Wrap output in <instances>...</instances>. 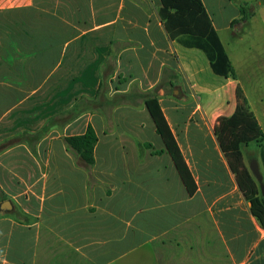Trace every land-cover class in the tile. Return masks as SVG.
I'll return each mask as SVG.
<instances>
[{
  "label": "crops",
  "instance_id": "obj_1",
  "mask_svg": "<svg viewBox=\"0 0 264 264\" xmlns=\"http://www.w3.org/2000/svg\"><path fill=\"white\" fill-rule=\"evenodd\" d=\"M202 2L235 72L211 86L191 83L209 62L169 38L160 0H0V264H264V229L218 140L236 116L264 133V98L251 107L233 54L250 41L261 93L264 57L249 53L263 48L264 6L233 28L234 0ZM136 92L158 101L107 103ZM88 125L90 184L64 142Z\"/></svg>",
  "mask_w": 264,
  "mask_h": 264
},
{
  "label": "trees",
  "instance_id": "obj_2",
  "mask_svg": "<svg viewBox=\"0 0 264 264\" xmlns=\"http://www.w3.org/2000/svg\"><path fill=\"white\" fill-rule=\"evenodd\" d=\"M234 3L240 11V17L232 23L233 28L238 23L248 22L254 15L258 4H264V0H257L255 3L246 0H234ZM160 4L158 16L171 40L185 48L200 50L206 56L214 75L226 79L235 78L231 61L202 0H160ZM134 98L142 99L144 102L158 101L154 93L136 92L115 96L107 103L120 105L129 103ZM82 113L83 110L80 109L79 104L69 112L68 119L72 120ZM236 118L228 119L225 122L223 136L219 135L218 137L219 146L228 161L231 172L236 176L239 189L250 205L252 215L264 229V196L259 183L247 169L243 157V152L251 144H255L259 148V152L250 160L260 157L264 168V133L253 120L238 119L237 116ZM49 128V125H46L40 132L28 135L29 139H35V142H39ZM29 139L27 138L26 141L31 144L30 141L32 140ZM19 140L16 138L11 142L14 143ZM64 142L67 151L76 163L84 167L89 173V184L94 183L92 168L95 165L94 151L98 137L92 125H88L84 134L66 137ZM32 151L36 153L34 149Z\"/></svg>",
  "mask_w": 264,
  "mask_h": 264
},
{
  "label": "rangeland",
  "instance_id": "obj_3",
  "mask_svg": "<svg viewBox=\"0 0 264 264\" xmlns=\"http://www.w3.org/2000/svg\"><path fill=\"white\" fill-rule=\"evenodd\" d=\"M263 6H264V4H263ZM263 15H264V12H263ZM260 20H262V18L258 17L257 21H260ZM249 46H252L250 44V41H248L247 44H244L243 46H238V48L236 50H234L233 54L237 55L236 58H235L236 61L238 59H240L242 61V65L241 66L244 69L238 67V74L240 75V80H243V82L245 84L246 94L248 95V100H249V103L251 104V107L256 105V104L260 107L262 104L259 102L260 98H258L257 95L260 94L262 96V98H264V74L263 73H258L257 74V78L259 80H262V83H261L262 91H261V93L252 91L251 88L253 87V84L250 82L251 81V76H249V73L253 70V66L251 64H249V62H243V60H242L244 55L247 54V51H245V48L246 47L249 48ZM261 46L263 47L261 49V51H259V47H257L256 49H253L252 52L249 53V54H251V56L253 57L256 54L260 53L261 56L264 57V43H261ZM199 53H200V55H202V57H204L203 59H205V55L202 52H199ZM183 66H184V63H183ZM203 69L204 68L202 67L201 70L203 71ZM191 72H193V71H191ZM193 74H194V72H193ZM212 78H217L214 74H212V72H211L210 76H209V73H207V74H205L202 77L199 76V75H192V77H190L192 84H194L196 80H202V81L204 80V81H206L208 83L209 86H211L212 84L215 83V81L211 80ZM215 84H217V82ZM194 87H195L194 89L196 91V92H194V95H195L196 99L199 100V102H200V99H203V97L198 92L199 87H196V86H194ZM172 96H173V93L171 91L170 92V97H172ZM225 101H228V103L230 105H232V100H231L230 97H229V99H226ZM260 117H261V115H260ZM261 119L264 121V116L261 117ZM258 152H259V148L255 144H251L249 146V148L246 149V153H247L246 159H247V161H250V159L252 157L256 156L258 154ZM261 171L260 172H261V174L263 176V184H264V171H263L262 168H261ZM259 187L261 188L260 185H259Z\"/></svg>",
  "mask_w": 264,
  "mask_h": 264
},
{
  "label": "water",
  "instance_id": "obj_4",
  "mask_svg": "<svg viewBox=\"0 0 264 264\" xmlns=\"http://www.w3.org/2000/svg\"><path fill=\"white\" fill-rule=\"evenodd\" d=\"M250 170H251L253 176L255 177V179L257 180V182L259 183V185L261 186V191H262V194L264 196L263 176L260 172L259 165H258L256 160H253L250 163ZM1 208L2 209H9V208H11V203L9 201L2 203Z\"/></svg>",
  "mask_w": 264,
  "mask_h": 264
}]
</instances>
